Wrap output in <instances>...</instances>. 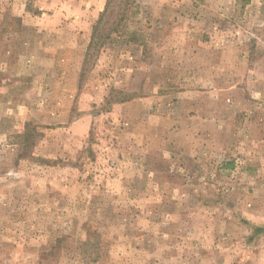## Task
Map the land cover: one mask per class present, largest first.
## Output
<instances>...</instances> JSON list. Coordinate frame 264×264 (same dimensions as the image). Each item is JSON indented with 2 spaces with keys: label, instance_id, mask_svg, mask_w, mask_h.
<instances>
[{
  "label": "rangeland",
  "instance_id": "rangeland-1",
  "mask_svg": "<svg viewBox=\"0 0 264 264\" xmlns=\"http://www.w3.org/2000/svg\"><path fill=\"white\" fill-rule=\"evenodd\" d=\"M230 1L0 0V264L264 257V67H230L264 6Z\"/></svg>",
  "mask_w": 264,
  "mask_h": 264
},
{
  "label": "crops",
  "instance_id": "crops-1",
  "mask_svg": "<svg viewBox=\"0 0 264 264\" xmlns=\"http://www.w3.org/2000/svg\"><path fill=\"white\" fill-rule=\"evenodd\" d=\"M263 6H264V2H261V1H238V0H232V1H230V8H231L230 16L234 17L235 14L238 15L240 11L237 10V9H246L247 10L249 8L250 9L249 15H248V13H246L244 11L245 15L242 17L243 20L245 18L244 23H246V20L249 17H251V18H260V20H261L262 17L259 15L258 11H257V13H255V16L252 15L253 13H252L251 8L263 7ZM259 30L263 33V36H264V26L262 28H259ZM257 37L259 38V40H261L263 38V37L260 36V34H258ZM259 46H262V44L259 43ZM263 48H264L263 46L262 47H258V50H257L258 51V54H257L258 56H257V58H254L253 60H249V57H247V56H248V54L250 53L251 50H248L247 48L243 47L244 51L242 53V55H243L242 56V60H240V59L237 60V61L233 60V62H231V60H230V67L232 65L235 66L236 64L237 65H243V67H264V51L262 50ZM260 78H262V77L259 76L258 79L255 82L247 80V81H249L248 84L253 83L252 86L255 87L257 90H259L263 86L262 82H264V80L263 79L260 80ZM256 82H258V83H256ZM251 97H252V100L248 99V102L252 103V105H253L254 104V100L253 99H254L255 96L251 94ZM255 98H257V97H255ZM259 103L260 104H264V101H258V104ZM192 135H194V137H195L196 134L193 133ZM249 260L254 261L255 259L250 258ZM256 260H258L257 264H264V257L263 258L260 257V258H258ZM236 261H238V259H236ZM230 263H231V258H230Z\"/></svg>",
  "mask_w": 264,
  "mask_h": 264
},
{
  "label": "trees",
  "instance_id": "trees-1",
  "mask_svg": "<svg viewBox=\"0 0 264 264\" xmlns=\"http://www.w3.org/2000/svg\"><path fill=\"white\" fill-rule=\"evenodd\" d=\"M107 11V10H106ZM105 16V12L101 14V17L99 18L96 26H95V29H94V32H93V35H92V41L89 45V49H92L95 47V44L97 42H95L96 39H101L102 37L100 36L99 32H100V28H99V25L102 23V20H103V17Z\"/></svg>",
  "mask_w": 264,
  "mask_h": 264
}]
</instances>
